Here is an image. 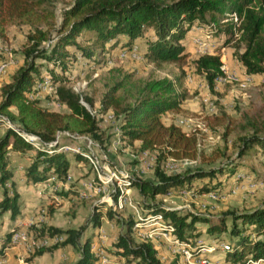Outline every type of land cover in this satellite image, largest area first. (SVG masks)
<instances>
[{
    "label": "rangeland",
    "instance_id": "1",
    "mask_svg": "<svg viewBox=\"0 0 264 264\" xmlns=\"http://www.w3.org/2000/svg\"><path fill=\"white\" fill-rule=\"evenodd\" d=\"M69 3L70 0H48L47 8L54 12V17L49 19L48 24L41 22L38 26L47 28L54 36L55 28L61 21L62 9ZM215 14L216 21L212 19L210 11L204 12L203 19H194L180 40L183 55L176 60L157 62L144 56L143 41L153 35L152 30L147 27L130 47L120 45L124 40L121 34L116 36L119 43L113 46L107 41L103 43V47L93 31L82 30L77 35L76 40L82 45L93 46L96 50L95 56L102 59L99 58L100 61L89 65L80 59H69L64 72L65 84L78 92L83 104L97 114L99 129L97 135L75 133L72 136L60 132L59 142L79 146L81 151L92 154L100 164V174L104 179L113 170L119 178L127 180L125 185L129 187L132 203L137 209L129 204L121 207L116 204L114 196L117 184L114 179L103 191L88 185L95 176V171L86 157L75 159L70 156L68 176L66 180L58 181L57 185L53 183L56 179L55 173L49 175L53 179L34 184L26 181L22 172L24 165L33 158L35 150L13 153L10 149L8 168L12 171V179L19 192L18 210L13 217L9 210L0 215V264H73L80 256L79 246L66 244L53 250L38 252L63 239L58 235L48 236L49 225L60 228L84 226L83 235L91 236V249L99 244L113 261L134 264L128 263L125 257L106 250L112 240L125 231L124 222L116 223L114 220L131 216L135 222L139 216L147 214L146 202L152 201L149 196H142L138 188L131 184V180L136 177H153L158 163L164 170L171 172L188 164L205 169L218 168L239 158L241 138L254 133L250 122L259 125L264 119V72L248 73L239 60L237 54L244 50L245 45L239 39L238 23L231 19L232 12ZM231 21L235 23L233 31H226L225 27ZM184 24L187 25V22ZM33 28L34 25L23 22L1 25L0 52L10 50L12 62L0 76V86L24 62L22 48ZM205 53L220 54L222 60L224 73L215 79L213 87L209 86L204 72L198 70L196 65V59ZM37 62H41L39 74L42 76L35 81L26 95L29 98H38L42 105L66 110L65 104L59 107L55 105L53 92L37 88L39 81L44 78L50 79L53 84L49 73L60 75V67H53L50 61L42 59H37ZM125 72H129L133 79L167 76L179 84V89L185 93L184 99L179 108L166 110L161 117L165 123L178 124L184 132L195 136L194 156L181 159L165 156L157 162L158 149H142L139 140L125 143L119 138V126L112 109L102 113L98 110L101 108L102 97L113 80ZM7 126L8 121L0 116V135ZM43 146L48 147L45 144ZM17 156L20 158H16ZM239 160L241 166L234 173L223 172L212 178L194 179L189 187L182 186L156 194L155 200H163L173 208L193 210L212 218H218L230 211L253 208L264 202V149L256 146ZM96 181L98 186L103 183L99 179ZM208 181L210 185L215 183L218 186L197 191V188ZM6 186L11 190L9 181ZM58 189L63 194L55 192ZM96 207L99 208L100 217L99 224L94 226L92 216ZM109 212L112 218L108 216ZM195 226L201 230L197 243L203 242V246L214 248L206 253L209 258L207 264H235L227 254L231 247L222 249V242L230 244L228 231L210 234L206 232V223L197 221ZM229 226L228 221L227 228ZM8 230L11 235L3 245ZM17 231L22 232V235L13 241L12 235ZM243 234H249L253 239L264 238V234L256 235L251 228L243 231ZM131 236L136 241L143 240L133 230ZM44 238H48L46 244L43 243ZM81 239L82 237L80 241ZM152 242L157 248L159 264H197L187 262L181 251L182 246L172 243L162 235L156 236ZM190 247L195 248L193 244ZM244 253L246 262L241 264H264V260H254L247 249ZM99 262L97 260V264H103Z\"/></svg>",
    "mask_w": 264,
    "mask_h": 264
},
{
    "label": "trees",
    "instance_id": "2",
    "mask_svg": "<svg viewBox=\"0 0 264 264\" xmlns=\"http://www.w3.org/2000/svg\"><path fill=\"white\" fill-rule=\"evenodd\" d=\"M47 4L48 0H0V30L1 25L8 22L34 25L22 48L24 62L0 86V116L14 125L5 127L0 135V215L9 210L13 217L18 210L19 192L12 179V171L8 168L10 149L22 153L35 150L33 158L23 167L22 173L26 181H45L51 173H55L54 185L58 181L66 180L70 156L75 159L84 157L79 151L66 152L46 146L34 147L22 136L21 131L36 134L42 142L55 139L59 131L97 135V114L92 113L81 102L78 92L65 84L64 72L69 59H80L89 65L101 58L95 56L96 50L93 46L82 45L76 40L82 30L93 31L102 47L107 41L113 46L119 43L116 38L118 34L124 36L120 45L130 47L144 28H150L153 35L143 41V54L160 62L182 57L183 45L180 40L194 19L204 18V12H212L214 21L217 20L215 12H236L240 19L237 26L239 39L245 45L244 50L238 52L237 56L248 73L264 72V0H70L69 5L62 9L61 21L55 28L54 36L47 28L38 26L41 22L48 24L49 19L54 17V12L47 8ZM234 24L231 21L225 30L232 32ZM101 51L103 53V48ZM6 58L0 52V61ZM37 59L50 61L53 67H60V75L49 73L55 86L52 98L65 104L66 110L50 108L42 105L38 98H29L26 95L35 81L42 76L39 74L41 62H37ZM196 65L198 70L204 72L210 87L223 74L220 54H202L196 59ZM184 97L185 93L179 89V84L167 76L133 79L129 72H125L113 80L102 97L98 112L112 109L119 126V138L125 143L139 140L142 149H158L157 162L165 156L188 158L195 155V136L184 132L178 124L165 123L161 117L164 111L179 108ZM250 124L254 133L241 138L238 159L218 168L205 169L188 164L171 172L164 170L158 163L153 177H136L131 180V184L138 188L142 196H149L152 200L146 202L147 214L161 212L174 226L171 233L173 238L184 244H193L194 254L203 243H197L201 230L197 229L195 223L199 221L208 225L207 233H230L231 250L227 251L230 256L227 257L235 264L246 262V249L254 260H264V238L253 239L249 234H243L249 228L256 235L264 234V202L248 210L230 211L218 218H212L193 210L173 208L163 200H155L156 194L182 186L189 187L194 179L212 178L217 173H234L238 170L242 156L256 146L264 149V119L259 125L254 122ZM7 181L11 190L6 186ZM209 183L204 182L197 191L218 186ZM55 192L63 194L61 189ZM108 216L113 217L111 212ZM99 217V208L96 207L92 216L94 226L99 224ZM114 221L124 222L125 231L120 232L110 246L106 247L108 252L125 257L128 263L159 264L155 244L151 240L136 241L131 236L134 224L131 216ZM47 231L48 236L58 235L63 239L38 252L72 244L79 246L80 250V256L73 264H97V257L91 249V236L83 235L84 226L60 228L49 225ZM10 235L11 231H6L3 245Z\"/></svg>",
    "mask_w": 264,
    "mask_h": 264
},
{
    "label": "built area",
    "instance_id": "3",
    "mask_svg": "<svg viewBox=\"0 0 264 264\" xmlns=\"http://www.w3.org/2000/svg\"><path fill=\"white\" fill-rule=\"evenodd\" d=\"M231 17H233L231 19H233L235 23L239 24L240 19H238L239 16L237 15L236 12H232ZM3 52L5 53L7 58L6 60L0 61V76L5 73L7 66L9 65L10 62H12V59H11L12 54L10 50H4ZM221 68L223 70L222 66ZM38 84L39 85L37 86V88L48 89V91L50 92L55 91L54 84H52V82L48 78L42 79L41 81H39ZM55 105L59 107V106H63L64 104L60 101H55ZM107 115L111 116L110 114H107ZM6 120L8 121V126H12V123L8 119ZM60 132L63 134L75 136V133H71L68 131H59L57 132L55 139L48 141V142H42L36 134L29 133L26 131H21V134L34 147H39V145L43 146L45 144L49 148H52L56 151H79L81 152L84 155V157L89 159L91 163L90 165L92 169H94L95 171V176L91 179V181H89L88 185L94 189L103 191L107 189V187L110 185L109 183H113V179H114L115 183L117 184V187L115 189L116 190V201H115L116 204L119 207L123 206L124 204H129L134 207V204L132 203V200L129 194V190H128L129 187H126L125 185L126 183H128L127 180L124 181L123 179L119 178L118 174L113 170L110 171L109 174H107L106 179H104V177H102L100 174V164L98 160L94 156H92V154H90L89 152L81 151L79 146H72L67 143L60 144L59 139H58V134ZM53 178H54L53 176L48 177V179L45 181H48L49 179H53ZM98 179L104 184L102 183L100 186H98L97 184L98 181H96ZM132 228H133V231H135L136 234L143 240L152 241V239H154L156 236L162 235L166 237L168 240H170L172 243H175L176 245H181L182 246L181 251L183 253V257L189 263H197V264L209 263V258L206 253L214 249L213 247L201 245L196 251V253L194 254L189 244H184L183 242L173 238L171 233L174 230V226L172 223L168 222L164 218L161 212L142 214V216H139L138 220H135ZM21 235H22V232L20 231L15 232L12 235V240L13 241L18 240L19 237H21ZM47 242H48V238H44L43 243L46 244ZM222 249L223 250L230 249V244L227 242H222ZM92 251L94 255L97 257V260L100 261L99 263L120 264V261H117V260L113 261L112 258L103 251L101 245L99 244L93 246ZM258 260H261V259H258Z\"/></svg>",
    "mask_w": 264,
    "mask_h": 264
},
{
    "label": "crops",
    "instance_id": "4",
    "mask_svg": "<svg viewBox=\"0 0 264 264\" xmlns=\"http://www.w3.org/2000/svg\"><path fill=\"white\" fill-rule=\"evenodd\" d=\"M12 152L14 153V152H19V151H16V150H13V149H12ZM16 158H20V156H17ZM38 182H39V181H38ZM38 182H34V184H35V183H38ZM41 182H42V181H41Z\"/></svg>",
    "mask_w": 264,
    "mask_h": 264
}]
</instances>
